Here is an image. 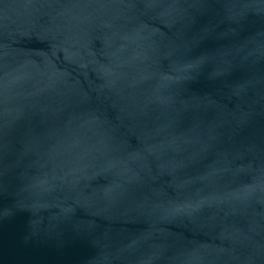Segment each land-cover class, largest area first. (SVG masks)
<instances>
[{
    "label": "water",
    "instance_id": "water-1",
    "mask_svg": "<svg viewBox=\"0 0 264 264\" xmlns=\"http://www.w3.org/2000/svg\"><path fill=\"white\" fill-rule=\"evenodd\" d=\"M0 264H264V0H0Z\"/></svg>",
    "mask_w": 264,
    "mask_h": 264
}]
</instances>
